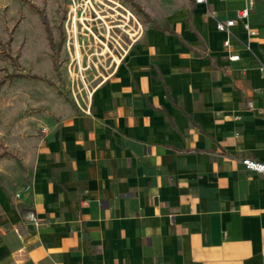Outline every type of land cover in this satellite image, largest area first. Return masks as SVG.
Instances as JSON below:
<instances>
[{"label": "crops", "instance_id": "1", "mask_svg": "<svg viewBox=\"0 0 264 264\" xmlns=\"http://www.w3.org/2000/svg\"><path fill=\"white\" fill-rule=\"evenodd\" d=\"M246 4L186 0L85 113L0 153L17 161L0 167V264H264V174L242 164H264V0L215 27Z\"/></svg>", "mask_w": 264, "mask_h": 264}, {"label": "rangeland", "instance_id": "2", "mask_svg": "<svg viewBox=\"0 0 264 264\" xmlns=\"http://www.w3.org/2000/svg\"><path fill=\"white\" fill-rule=\"evenodd\" d=\"M185 1L0 0V153L19 157L24 136L85 113L143 32ZM16 163L0 157L7 171Z\"/></svg>", "mask_w": 264, "mask_h": 264}, {"label": "built area", "instance_id": "3", "mask_svg": "<svg viewBox=\"0 0 264 264\" xmlns=\"http://www.w3.org/2000/svg\"><path fill=\"white\" fill-rule=\"evenodd\" d=\"M247 4L245 7L239 9L236 13V18L235 19H226V20H216L215 21V27L217 29V31L219 32H224L227 36L230 35L231 33V28L234 26L236 20H246V18L249 15L250 12V7L252 6V4L254 3V0H246ZM196 3H207V0H195ZM209 14L211 16L214 15V12L209 11ZM245 27L247 28V24L245 25ZM250 35H254V31H250ZM223 46L226 48L230 47V40L229 38H226L223 41ZM239 58V56L237 54H232L229 56V59L231 61L237 60ZM260 71L264 72V67L261 66L260 67ZM242 164L245 166L246 169L249 170H253L259 173H263L264 174V164L253 161L251 159H243L242 160ZM31 190V186L30 185H24L22 187V191H18L15 193V198L19 199L21 196V192H25L28 193ZM24 218L30 222L33 223H37V217L35 215V213L33 211H28L24 214Z\"/></svg>", "mask_w": 264, "mask_h": 264}]
</instances>
